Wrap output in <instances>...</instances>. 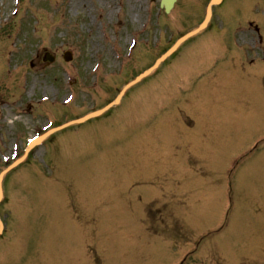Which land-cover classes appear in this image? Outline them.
I'll return each instance as SVG.
<instances>
[{"label":"rangeland","instance_id":"obj_1","mask_svg":"<svg viewBox=\"0 0 264 264\" xmlns=\"http://www.w3.org/2000/svg\"><path fill=\"white\" fill-rule=\"evenodd\" d=\"M126 1L114 0L109 14L110 0L75 6L71 0H0V170L14 139L21 152L48 122L57 125L103 105L121 77L144 71L195 29L209 2L176 0L166 14L160 0ZM211 20L163 65V75L157 73L173 91L156 83L150 91L134 88L137 98H155L143 113L126 117V128L119 124L114 141L93 126L84 137L82 128L67 130L6 178L2 264H256L264 256V212L247 211L245 223L238 207V197L247 202L264 188V94L257 95L262 61L256 50L257 42L264 44V0H225ZM46 51L56 56L51 66L41 65ZM65 51L72 53L69 63L62 60ZM113 77L117 84L107 85ZM85 82L94 91L85 92ZM67 97L72 100L64 105ZM112 121L116 127L117 116ZM87 133L91 141L84 142ZM45 156L61 161L59 172L66 173L58 178L76 193L53 190L41 163ZM228 181L235 212L224 228ZM114 190L121 193L109 198ZM150 201L166 207L144 220L146 209L155 207ZM174 218L181 236L160 235L163 227H174Z\"/></svg>","mask_w":264,"mask_h":264},{"label":"bare ground","instance_id":"obj_2","mask_svg":"<svg viewBox=\"0 0 264 264\" xmlns=\"http://www.w3.org/2000/svg\"><path fill=\"white\" fill-rule=\"evenodd\" d=\"M84 0H71L70 6H75V5H83ZM126 3L129 5V1L127 0ZM110 11L108 12L109 14H113L115 11V3L114 0H110L108 4Z\"/></svg>","mask_w":264,"mask_h":264},{"label":"water","instance_id":"obj_3","mask_svg":"<svg viewBox=\"0 0 264 264\" xmlns=\"http://www.w3.org/2000/svg\"><path fill=\"white\" fill-rule=\"evenodd\" d=\"M174 0H167V2H166V0L165 1H163L162 2V5L163 6H165V8L168 10L169 8H170V6L172 5V2H173ZM219 0H213L212 1V3H216V2H218ZM209 14H207V17H206V20L208 19V16Z\"/></svg>","mask_w":264,"mask_h":264}]
</instances>
